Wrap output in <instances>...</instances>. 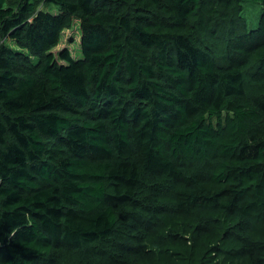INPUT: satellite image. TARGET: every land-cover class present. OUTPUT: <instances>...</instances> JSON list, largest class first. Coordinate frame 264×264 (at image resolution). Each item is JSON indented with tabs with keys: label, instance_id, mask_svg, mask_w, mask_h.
I'll return each mask as SVG.
<instances>
[{
	"label": "trees",
	"instance_id": "1",
	"mask_svg": "<svg viewBox=\"0 0 264 264\" xmlns=\"http://www.w3.org/2000/svg\"><path fill=\"white\" fill-rule=\"evenodd\" d=\"M0 264H264V0H0Z\"/></svg>",
	"mask_w": 264,
	"mask_h": 264
},
{
	"label": "rangeland",
	"instance_id": "2",
	"mask_svg": "<svg viewBox=\"0 0 264 264\" xmlns=\"http://www.w3.org/2000/svg\"><path fill=\"white\" fill-rule=\"evenodd\" d=\"M246 7V16L248 17V21L250 22V26H255L258 23L259 15L261 13V5L257 2L248 1L245 5ZM79 26H74L71 29H67L63 35V42L60 49L69 48L73 53L79 57L80 50L77 46V40L80 37Z\"/></svg>",
	"mask_w": 264,
	"mask_h": 264
}]
</instances>
